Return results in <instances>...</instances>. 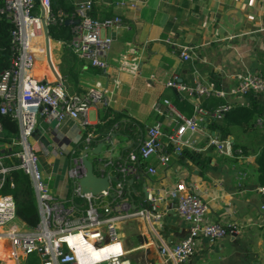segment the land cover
I'll return each mask as SVG.
<instances>
[{
    "label": "crops",
    "instance_id": "0c3cea01",
    "mask_svg": "<svg viewBox=\"0 0 264 264\" xmlns=\"http://www.w3.org/2000/svg\"><path fill=\"white\" fill-rule=\"evenodd\" d=\"M71 1L75 6L82 0ZM136 1L137 6L131 8L117 6L120 0H95L93 13L97 18L119 14L131 25L130 29L121 30L115 38L107 55L108 66L105 69L87 65L59 40L52 39V61L62 80L67 83L68 91L79 94L90 86L102 87L107 90L110 103L93 107L89 112L90 125L85 128L79 121L66 119L58 128L53 129L49 123L39 118L31 140L39 149L41 143L49 149L62 152L76 150L82 154L88 149V158L93 161L96 173L112 174L115 177L113 184L118 177L117 169L112 165L104 168V165L110 160L117 165L134 148L136 137H133L137 136L134 124L145 131L154 122L161 120L165 123L164 131H170L169 119L159 115L154 107L163 97L173 101L172 97L177 94L166 88V82L172 74L177 73L189 81L195 66L209 79H216L222 85L229 86L233 79L228 75L241 69L264 72V0ZM76 22L74 17L68 20L71 31ZM167 38L182 44L198 45L199 58L195 62L182 60L179 52L165 42ZM122 56L138 61V75L120 70ZM30 76L37 81H57L48 67L45 55L40 52L37 53L36 64ZM183 99L192 104L193 115L195 105L188 98ZM209 99L212 98H203L201 105ZM254 99L264 106V93ZM250 101L251 98H247L248 106ZM104 109L115 110L123 117L106 136L97 137L93 129L105 123ZM206 111L210 112L208 109ZM203 117L205 121L201 123L202 129L212 131V121L209 122L211 118L205 114ZM206 122H209L207 127L203 125ZM126 125H129L130 134L132 132L130 136L123 131ZM88 131L94 133L89 148L85 142ZM44 132L49 133L50 137L43 139ZM107 136L113 145L105 143L99 154L94 153L92 149ZM14 139L16 137H12ZM194 140L197 146L202 147V150L193 152L197 155L195 158L187 153H172L168 148L167 152L171 157L167 166L162 165L154 156L142 161L141 176L133 178V183L130 182L131 177L127 179L128 198L136 204L145 202L148 199L147 193L151 197L181 176L190 190L207 202L209 221L236 222L242 227L237 236L226 237L215 245L205 240L199 242L188 264H264V195L257 191L262 186L258 181L257 154L242 153L234 138V153L231 156L219 155L213 147L206 146L204 134H195ZM163 141H166L165 137ZM1 145L5 153L8 152L7 148L13 151L8 159L15 158L14 163L10 164L17 165L14 153L20 147L13 144L10 146L4 138ZM38 154L40 159L44 157L47 161L45 164L50 167L44 169L46 174H54L49 182L54 193L71 199L73 186L66 177L70 155L51 153L46 156L41 151ZM230 158L236 161H231ZM150 166L156 167V175L145 171ZM160 206L163 208V204ZM120 227L124 249L128 252L127 255L134 258L131 260L132 264H140L144 260L148 264L151 261L154 264H172L165 260L160 247L165 244L175 246L189 232L188 224L179 218L171 206L162 220L153 225L144 218L137 217L122 222ZM10 246L7 240H0V258L7 259L9 253L6 249ZM23 256L28 258L29 255Z\"/></svg>",
    "mask_w": 264,
    "mask_h": 264
},
{
    "label": "built area",
    "instance_id": "2783aa9c",
    "mask_svg": "<svg viewBox=\"0 0 264 264\" xmlns=\"http://www.w3.org/2000/svg\"><path fill=\"white\" fill-rule=\"evenodd\" d=\"M94 3L95 0H82L76 4L78 22L73 26L72 36L59 41L87 65L105 69L108 66L107 55L115 38L121 30L130 29L131 25L119 14L106 18L93 17ZM51 4V0H4L2 8L13 25V54L9 67L0 74V114H11L18 121L19 137L12 144L20 147L14 153L17 165H7L5 161L12 155L2 151L5 129L0 120V240L5 239L10 243L11 256L35 254L41 264H132L123 246L120 224L142 217L153 225L162 220L169 206L189 226L188 235L175 246L165 244L160 247L165 260L172 264L186 262L203 240L215 245L226 237L237 236L242 229L238 223L207 219V202L191 191L181 176L138 204L128 198L126 182L130 177L138 179L141 176V162L152 156L167 166L171 157L168 148L178 155L184 154L186 150H202L194 140L195 134H204L206 146L213 147L219 155H233V138L222 137L218 129L204 131L201 127L205 121L203 116H209V122H214L223 119L236 107L248 106L247 98L264 93V74L241 69L228 75L233 79L229 86L209 79L195 66L189 81L177 73L172 74L166 82V88L192 101L195 105L194 114L185 115L168 98L157 101L154 110L169 119L170 131H164L165 123L161 120L145 131L138 128L135 146L125 158L117 165L113 160L104 165V168L110 165L116 167V183H112L115 179L112 174L104 172L113 176L108 189L97 195L84 193L79 180L87 170L80 153L76 150L62 152L49 149L43 143L39 149L29 139L36 132L39 118L49 124L57 120L56 128L66 119H73L85 128L90 125V110L101 103H110L105 88L90 86L83 93L74 94L62 82L37 81L30 76L37 53H45L42 19L46 20L48 27L63 22L62 17L58 18L52 13ZM117 6L135 8L137 1L120 0ZM40 8L44 9V15ZM165 42L177 50L184 61L195 62L199 58L198 45L182 44L170 38L165 39ZM120 70L138 75L140 65L138 61L122 56ZM203 98H220L226 103L219 104L208 113L201 105ZM254 126L264 129V116L257 117ZM163 137L166 141H163ZM93 138L94 133L88 132L85 139L87 148ZM102 141L113 145L109 136ZM38 151L46 156L51 153L70 155L66 177L73 186L71 199L54 193L49 183L52 176L43 178ZM99 161L102 163L103 160L100 158ZM13 168L22 169L33 182L40 214V220L34 227L13 224L9 229H4L7 224L18 220L14 197L1 192ZM145 171L150 175L157 174L153 166L147 167ZM257 191L264 195V185L259 186Z\"/></svg>",
    "mask_w": 264,
    "mask_h": 264
},
{
    "label": "trees",
    "instance_id": "16d2710c",
    "mask_svg": "<svg viewBox=\"0 0 264 264\" xmlns=\"http://www.w3.org/2000/svg\"><path fill=\"white\" fill-rule=\"evenodd\" d=\"M52 13L56 17H62L63 22L60 24H51L49 26L50 36L53 40H68L72 36L71 26L67 23L72 17L77 20L75 14L76 5L71 0H51ZM4 6V0H0V74L9 67L10 60L12 58V45H11V32L13 25L9 20L8 14L2 11ZM92 16L95 13L92 12ZM112 14H108L106 17H112ZM104 17V18H106ZM264 74V72H263ZM173 104L182 113L190 116L193 113V106L191 103L183 99L179 95L172 97ZM221 103H226V100L220 98H212L205 100L202 104L203 107L212 111ZM107 108V107H106ZM105 115L103 117L105 123L94 127L93 132L97 134V137L106 136L117 122L122 119V114L112 109H104ZM258 116H264V106L259 105L258 102L251 97L250 105L247 107H236L226 114V116L218 121L210 123L212 129H218L223 135H231L237 146L242 150V153L257 154L258 164V181L260 185H264V129L255 125ZM0 120L5 129L4 140L12 146V137H19V124L16 118H13L11 114H0ZM137 124H134L135 135L137 134ZM129 125L124 126V132L130 134ZM90 130V129H89ZM92 131V130H91ZM89 132V131H88ZM136 136L133 137V139ZM14 147V146H13ZM8 152H13L7 148ZM189 154L192 158L197 155L186 150L184 154ZM15 158L6 159L10 163H14ZM231 161L236 159L230 158ZM11 165V164H10ZM4 194H11L16 202V214L18 220L28 227H34L40 220L38 199L34 189L33 182L28 174L22 169L13 168L7 175L4 187L1 190ZM29 263H33L38 257L35 254L29 255Z\"/></svg>",
    "mask_w": 264,
    "mask_h": 264
},
{
    "label": "water",
    "instance_id": "95a60500",
    "mask_svg": "<svg viewBox=\"0 0 264 264\" xmlns=\"http://www.w3.org/2000/svg\"><path fill=\"white\" fill-rule=\"evenodd\" d=\"M41 11H42V15H44V9L41 8ZM42 22H43V32H44V47H45V59H46V62L48 64V67L52 73V75L54 76V78L58 81V82H62L65 86L67 85V83L65 81L62 80V78L60 77V75L58 74L55 66H54V63L52 61V57H51V43H52V38L50 36V33H49V27L46 23V20L45 19H42ZM78 22V20H77ZM56 124H57V120H53L51 123H50V126L53 128V129H56ZM205 127L208 126V123H204L203 124ZM54 134V132H53ZM56 136H57V133H55ZM50 137V134L47 133V132H44V137L43 139L45 138H49ZM58 138V136H57ZM104 145V142H100L98 143L93 149L92 151L96 154H99L100 153V150L102 148V146ZM81 157L83 159V162L86 166V174L85 176H83L80 180H79V184H80V187L82 189V191L84 193H88V192H91L92 194L94 195H97L99 194L102 190H106L108 189V187L110 186V179L113 177L112 175L110 174H97L96 171H95V165L93 163L92 160H90L88 158V149L84 150L81 154ZM134 179L131 178L130 179V182L133 183ZM149 194L147 193L146 196L148 197L149 199ZM147 199V200H148ZM234 237V236H233ZM127 257L130 259V260H134L133 256L132 255H127ZM147 260H144L142 263L140 264H148V262H146ZM190 261V258L184 262L183 264H188ZM149 264H154V262H149Z\"/></svg>",
    "mask_w": 264,
    "mask_h": 264
},
{
    "label": "rangeland",
    "instance_id": "374dc122",
    "mask_svg": "<svg viewBox=\"0 0 264 264\" xmlns=\"http://www.w3.org/2000/svg\"><path fill=\"white\" fill-rule=\"evenodd\" d=\"M42 55H45V53L42 54ZM29 139L32 140V137H30ZM41 156H43V155H41ZM103 156H104V154H103ZM46 162L47 161L44 159V157L41 158V160H40V167H41V172H42V175H43V178L44 179H47V177H48V175L46 174V172H45L44 169H49L50 168V167H47V164H45ZM43 166H44V168H43ZM55 175H56V173H55ZM52 176H54V174H52ZM13 224H18L20 227L23 226L22 223L20 222V220H16V221H13V222L7 224L4 227V229L5 230L9 229L10 226L13 225ZM6 252H8L9 255H8L7 259L0 258V264H27L28 263L27 261H29V259H30V258H27V257L25 258V256H23V255H18L17 257H12L11 256V247H8L6 249ZM29 264H41V260L38 257L33 263H29Z\"/></svg>",
    "mask_w": 264,
    "mask_h": 264
}]
</instances>
